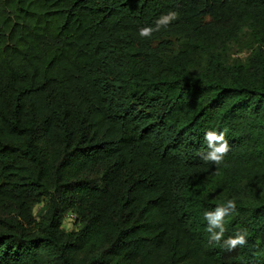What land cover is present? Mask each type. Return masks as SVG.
Instances as JSON below:
<instances>
[{"label": "trees", "instance_id": "trees-1", "mask_svg": "<svg viewBox=\"0 0 264 264\" xmlns=\"http://www.w3.org/2000/svg\"><path fill=\"white\" fill-rule=\"evenodd\" d=\"M0 264H264V0H0Z\"/></svg>", "mask_w": 264, "mask_h": 264}, {"label": "clouds", "instance_id": "clouds-1", "mask_svg": "<svg viewBox=\"0 0 264 264\" xmlns=\"http://www.w3.org/2000/svg\"><path fill=\"white\" fill-rule=\"evenodd\" d=\"M176 12H169L159 17L155 22V28L142 27L139 29L141 37L150 36L153 31H159L162 26L166 27L172 20L177 18ZM205 141L207 143L208 152L201 153L202 159L211 161L215 164H220L224 156L229 151V145L225 139L223 132L217 133L216 131H207L205 133ZM236 210V201L227 199L223 204L218 205L214 210L205 212L204 216L207 220V231L210 233V240L213 242H220L223 238L225 227L224 218L226 215ZM218 229V231H217ZM228 250L235 249L237 246H243L246 243L245 233H237L235 237H230L224 241Z\"/></svg>", "mask_w": 264, "mask_h": 264}, {"label": "rangeland", "instance_id": "rangeland-1", "mask_svg": "<svg viewBox=\"0 0 264 264\" xmlns=\"http://www.w3.org/2000/svg\"><path fill=\"white\" fill-rule=\"evenodd\" d=\"M234 56H239L242 60H244L245 57H246V52H245V51H243V52H242V51H241V52H237V54L234 53ZM64 228H65V229H70V228H72V226L70 227V222H69V224H67L66 221H65Z\"/></svg>", "mask_w": 264, "mask_h": 264}]
</instances>
